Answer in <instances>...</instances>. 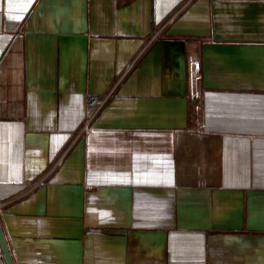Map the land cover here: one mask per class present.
Masks as SVG:
<instances>
[{"label":"crops","instance_id":"1","mask_svg":"<svg viewBox=\"0 0 264 264\" xmlns=\"http://www.w3.org/2000/svg\"><path fill=\"white\" fill-rule=\"evenodd\" d=\"M0 223L14 264H264V0H0Z\"/></svg>","mask_w":264,"mask_h":264},{"label":"built area","instance_id":"2","mask_svg":"<svg viewBox=\"0 0 264 264\" xmlns=\"http://www.w3.org/2000/svg\"><path fill=\"white\" fill-rule=\"evenodd\" d=\"M180 10L174 12L164 23L162 28L157 32V34L154 36V40L158 39V37L162 34L164 28L171 25L174 20L179 16ZM108 98H102L96 95H89L87 97L86 102V113H85V119L82 123V126L79 130V136H84L89 131L92 130V128L95 125L96 119L100 113V111L103 109L107 102Z\"/></svg>","mask_w":264,"mask_h":264},{"label":"water","instance_id":"3","mask_svg":"<svg viewBox=\"0 0 264 264\" xmlns=\"http://www.w3.org/2000/svg\"><path fill=\"white\" fill-rule=\"evenodd\" d=\"M0 245L7 264H14L0 223Z\"/></svg>","mask_w":264,"mask_h":264}]
</instances>
